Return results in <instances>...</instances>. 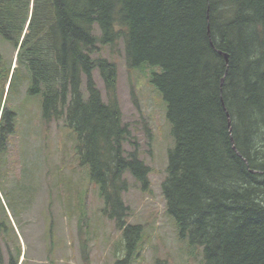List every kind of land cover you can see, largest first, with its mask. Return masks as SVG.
Instances as JSON below:
<instances>
[{
  "label": "trees",
  "instance_id": "trees-1",
  "mask_svg": "<svg viewBox=\"0 0 264 264\" xmlns=\"http://www.w3.org/2000/svg\"><path fill=\"white\" fill-rule=\"evenodd\" d=\"M0 38L18 48L42 122L76 134L101 214L122 232L115 264L142 234L127 223L126 176L146 189L149 173L124 149L116 65L99 56L119 41L128 69L158 68L173 138L161 192L177 237L201 264H264V0H0Z\"/></svg>",
  "mask_w": 264,
  "mask_h": 264
},
{
  "label": "rangeland",
  "instance_id": "rangeland-1",
  "mask_svg": "<svg viewBox=\"0 0 264 264\" xmlns=\"http://www.w3.org/2000/svg\"><path fill=\"white\" fill-rule=\"evenodd\" d=\"M16 53L0 38V127L7 121L12 127L0 142V222L7 229L6 235L0 229V254L17 264L124 260L122 232L101 214L98 189L76 153V134L62 121L42 122L41 95L27 93V72L17 65ZM99 56L116 65L122 123L133 141L124 149H136L149 168L146 189L126 176L127 223L141 225L142 234L122 264H201V249L191 250L177 237L161 192L173 138L165 103L151 83L158 68L128 69L121 41L114 50L103 47ZM94 78L105 98L96 71Z\"/></svg>",
  "mask_w": 264,
  "mask_h": 264
},
{
  "label": "flooded vegetation",
  "instance_id": "flooded-vegetation-1",
  "mask_svg": "<svg viewBox=\"0 0 264 264\" xmlns=\"http://www.w3.org/2000/svg\"><path fill=\"white\" fill-rule=\"evenodd\" d=\"M5 120H7V119H5ZM5 120H3V122H4ZM5 126H6L5 129H4V126H3V125L0 127V130L2 129V134L0 135V140H1V141H2L3 138H4L5 133L8 134V133L11 132V130H12V127H11V125L9 124V121L6 122Z\"/></svg>",
  "mask_w": 264,
  "mask_h": 264
},
{
  "label": "water",
  "instance_id": "water-1",
  "mask_svg": "<svg viewBox=\"0 0 264 264\" xmlns=\"http://www.w3.org/2000/svg\"><path fill=\"white\" fill-rule=\"evenodd\" d=\"M17 51H18V48H17ZM224 58L227 60V55H224Z\"/></svg>",
  "mask_w": 264,
  "mask_h": 264
}]
</instances>
